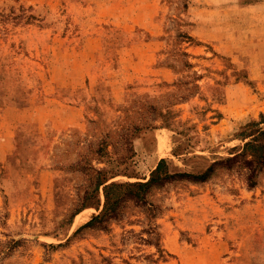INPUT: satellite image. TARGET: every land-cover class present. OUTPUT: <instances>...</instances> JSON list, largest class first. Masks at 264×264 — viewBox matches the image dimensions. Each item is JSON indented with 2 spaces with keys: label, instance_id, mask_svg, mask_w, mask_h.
<instances>
[{
  "label": "rangeland",
  "instance_id": "rangeland-1",
  "mask_svg": "<svg viewBox=\"0 0 264 264\" xmlns=\"http://www.w3.org/2000/svg\"><path fill=\"white\" fill-rule=\"evenodd\" d=\"M256 129L264 0H0V264H264ZM161 157L211 168L77 230Z\"/></svg>",
  "mask_w": 264,
  "mask_h": 264
},
{
  "label": "trees",
  "instance_id": "trees-1",
  "mask_svg": "<svg viewBox=\"0 0 264 264\" xmlns=\"http://www.w3.org/2000/svg\"><path fill=\"white\" fill-rule=\"evenodd\" d=\"M187 38L191 39V35H186ZM257 123V122H256ZM256 129L255 131H257ZM254 131V132H255ZM258 134L252 137V139L246 141L242 146L241 150L238 152H235L233 155L228 156L227 159H237L239 161V165L246 166L247 168H250L252 166V163H264V160H262L264 152H262L261 144L256 143V139H258L259 135L262 134L263 130L259 129ZM252 132V133H254ZM133 141H131L132 143ZM135 142H133V145ZM136 145V144H135ZM250 154V157L247 156V152ZM167 159L165 157H161L155 166V168L151 171L150 177L145 181H125V182H116L111 181L103 186V193H104V203L101 211L92 216L89 220H87L85 223L81 224L78 228L98 223L101 224L103 222H106L110 218L117 217L119 214L120 207L122 203L125 200H132L136 203L145 204L148 203L147 201V193L150 190L151 187L157 186L159 184H162L164 180L173 177V176H187L191 178L192 180H204L207 178L208 170L211 168L209 166L207 170L201 173H191L186 171L181 172H168L166 167ZM260 164V165H261ZM255 169V168H254ZM100 170H96V172L99 174ZM251 171H255L250 168ZM250 174L247 175V179H249V184L253 185L254 180L252 179L253 172H249ZM107 181V177H99L97 175L95 179V183L93 185L92 190H97L98 187ZM149 204V203H148ZM87 203H83L81 205V208L86 206ZM81 208H78L73 215L78 212ZM147 210L153 211V206H147Z\"/></svg>",
  "mask_w": 264,
  "mask_h": 264
}]
</instances>
